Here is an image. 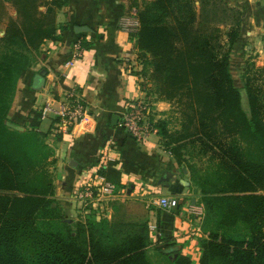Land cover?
I'll list each match as a JSON object with an SVG mask.
<instances>
[{
  "label": "trees",
  "instance_id": "16d2710c",
  "mask_svg": "<svg viewBox=\"0 0 264 264\" xmlns=\"http://www.w3.org/2000/svg\"><path fill=\"white\" fill-rule=\"evenodd\" d=\"M69 2L0 0V264H151L147 223L90 219L65 224V231L43 228L40 220L65 223L67 217L56 199L54 151L45 140L49 133L40 131L42 112L32 110L24 131L8 124L18 82L40 47L61 39L56 13ZM137 19L139 31L132 37L157 98L178 102L182 110L177 132L160 120L157 134L180 166L187 163L189 146L210 162L205 170L188 163L203 195L202 229L204 220L219 219V230H204L206 237L198 241L199 264H264V67L254 58L246 61L245 109L231 71L242 11L226 0H149L137 8ZM118 164L101 172L114 185L122 178ZM232 231L241 238L228 237ZM161 248L172 264H194L181 251Z\"/></svg>",
  "mask_w": 264,
  "mask_h": 264
},
{
  "label": "crops",
  "instance_id": "0c3cea01",
  "mask_svg": "<svg viewBox=\"0 0 264 264\" xmlns=\"http://www.w3.org/2000/svg\"><path fill=\"white\" fill-rule=\"evenodd\" d=\"M226 1L242 11L243 23L251 29L248 32L251 38L255 37L256 41L259 34H264V0ZM134 3L135 0H70L58 10L56 23L63 29L61 39L46 41L35 63L19 80L9 112L10 124L26 130L32 110L41 111L47 104L57 108L67 90L75 88L84 97L95 120L89 132H83V125H79L71 136L64 135L58 140L52 134L51 119L45 125L46 130L43 129L46 121L42 120L40 127L43 133L51 132L50 146L55 151L53 169L57 171L56 199L65 216L79 221L80 214L88 213L76 196L79 183L102 147L109 144L116 150L113 157L122 173L121 183L116 185L121 191L90 209L97 217L96 222L100 223L105 216L111 222L147 217L150 225H156L159 231V248L164 247L167 252L181 251L192 259L199 252L201 258L198 241L206 235L198 228L203 221L204 207L198 205L199 197L194 193L189 174L163 146L158 134H151L139 143L123 126L126 110L135 103H145L147 90L153 85L150 74L144 72L146 64L136 39L121 28L122 19L135 9ZM40 10L46 12L47 8L43 6ZM77 26L91 30L78 32ZM78 41H82L83 47L86 45L84 54L73 66H68ZM262 59L260 56L261 61L257 63L264 65ZM232 60L233 56L231 65ZM152 106L157 107L155 112H164L171 104L158 100ZM115 117L118 118L115 120ZM163 195L179 198L180 207L172 212L155 205L147 209L145 204L153 205ZM128 199L135 200L139 214L127 211Z\"/></svg>",
  "mask_w": 264,
  "mask_h": 264
},
{
  "label": "rangeland",
  "instance_id": "374dc122",
  "mask_svg": "<svg viewBox=\"0 0 264 264\" xmlns=\"http://www.w3.org/2000/svg\"><path fill=\"white\" fill-rule=\"evenodd\" d=\"M147 1H149V0H137V2L135 1L136 3H134L133 7L135 8L136 12H137V8H139L140 5L143 4V2H147ZM7 6L9 7L10 14L14 18H16V13H15V10H14L12 4L7 3ZM133 10L134 9H132V11ZM250 31H251V29L249 27H246L245 24L243 23L241 37L237 41V43L232 47V50H231V54H232L231 57L233 56L232 65H231V71H232V74H233L235 85L237 87H239L241 92H242L243 105H244L245 109H248V100H247L246 91L244 90V85L245 84H244V81H243V74H244L245 66H246V65H244V63H246V60L250 59V58H254L256 60V63H257L258 61H261L260 60V56L264 57V34L261 35V36L259 34L258 38L255 41V37L251 38L248 35V32H250ZM3 36H4V32L0 30V38L3 37ZM259 50L261 52H258ZM262 60L264 61V59H262ZM143 61L146 64V60L144 58H143ZM257 65L264 67V65H262V64H258L257 63ZM144 72H147V74L150 73V70L147 69V65H146V68H145ZM149 79H150V75H149ZM150 81H151V79H150ZM147 95H148L147 100H145V105L148 107V110L145 112L146 116H147V118H146L147 122H150L152 120L153 124L155 125V123L157 121L165 120L168 123V127L172 131V133L177 132L181 128V125H182V122H183V117H182V114H181L182 110H181V106L178 104V102H173L172 104L170 103L171 107L168 110L164 111V112H160V111L155 112L154 109L156 110L157 107L155 108L154 106H152V103L154 101H158V98H157L158 96L156 95V93L154 91V86L153 85L148 88ZM58 107L59 106H57V109H58ZM86 107H87V105H86ZM88 111H89V109H88ZM126 111L127 112H125V115H126V113L131 112V109L130 110L127 109ZM125 115H124V117H125ZM158 115H162V116L159 117ZM50 119L52 120V122L54 124H56L55 126L53 124V129L54 130H53L52 134L54 136H56V138L58 140L63 138L64 135L71 136L70 134H72V130L74 129V127L76 125L65 124L62 121L63 118H61L59 116H56V115H53L51 113L49 114V116H48V118L46 120H43V121H46L44 123V125H43V129L44 130H46V126L45 125H46V123L48 124V121ZM58 120H60V121L57 122ZM8 124H9L10 127H12V125L10 123H8ZM92 127H89V130ZM77 128H78V126L76 127V129ZM83 129H84L83 132H86L88 130L84 126H83ZM20 131H24V130H20ZM45 140L48 143L49 135L45 138ZM161 140L163 142V146L166 148L167 147L166 144H165L166 142H164V140L162 138H161ZM50 143H52V141H49L48 144L51 145ZM139 143H140V141H139ZM53 151H54V149H53ZM197 151L198 150H196V148L192 147V146H189L188 148H186V150H184V154L186 155L185 159H186L187 163H184L180 167L186 169V172L189 174L190 178H191V173H190V170H189L188 163H196L198 165V167H200L201 169L204 168L203 170H205L208 166H210V164H209L210 162H209L208 158L198 155ZM114 152L116 153V150L112 149V146H110L109 144H105L102 147V149L100 150L97 159L99 158V156L101 154H104V153H107L108 157L111 154L112 159H115L113 157L114 156ZM54 155H55V151L53 153V157H54ZM53 157L51 158V161H53ZM50 171H51L52 176H53L54 181H55L56 176H57L56 175L57 171L56 170L54 171L53 164L50 166ZM192 185H193L192 187H193V189L195 191L194 192L195 195L197 197H199L198 205H200L202 203L203 195L201 194L200 190L196 187L195 184L192 183ZM116 191L119 194V191H121V189L120 188L118 189V186H117V190ZM131 201H133V202H131ZM134 201L135 200H133V199H128L125 202L127 204L126 205L127 211H129L130 213L139 214L138 206L134 203ZM145 205L147 206V209H150L148 206L152 207L155 204H153V205L145 204ZM60 208H61V205H60ZM60 210L63 211L62 208ZM203 213H205L204 210H203ZM83 216H85V217L90 216L92 218L91 220H94V221H96L94 218H97L96 215L94 214V211H91L90 213H87V214L86 213L85 214H80L79 221H76L77 218H74V219L67 218V219H65V223H64L63 220L57 218V219L40 220V224H41V226L43 228H51V229H54V230H61V231L64 230L65 231L66 230L65 224L69 223L70 225L75 226L77 222H80V221L83 222L85 220L89 221L87 218H85ZM203 218H204V214H203ZM146 219H147V217H144V218L140 217V218H129V220H121V221L111 222V221L107 220L106 216H105V219H102V221H100V223H102V222H110L111 224L113 223L114 225H123V224L138 225L140 223H147L148 227H149V230H150L149 218H148V220H146ZM218 220L219 219L216 216H214L211 219V221L204 220V228L202 229V231L205 230V232H210V231L215 232V231L219 230ZM241 234L242 233L240 231H232V232H230L227 235H228V237H231V238L240 239L241 238V236H240ZM153 235H154V238L152 237V233H150V237L152 238V241H151V245L149 246V249L147 251V255H148L150 263L151 264H172L169 261V258L166 257L167 254L162 253V249L163 248H159L158 247L160 245V243H159V238L157 237V234L155 233ZM201 255H202V253H201ZM199 256H200L199 252L194 254V257H193L194 264H199V262H200V260H199L200 257Z\"/></svg>",
  "mask_w": 264,
  "mask_h": 264
},
{
  "label": "built area",
  "instance_id": "2783aa9c",
  "mask_svg": "<svg viewBox=\"0 0 264 264\" xmlns=\"http://www.w3.org/2000/svg\"><path fill=\"white\" fill-rule=\"evenodd\" d=\"M139 27L140 24L137 19V12L135 9L128 17L123 18L121 21L122 30L126 31L131 36L138 33ZM84 51L85 49L82 41H78L75 44L73 58L67 63V65L73 66L74 62L78 58H82ZM130 109L131 112L126 113V115L124 114L125 117L123 116V126L132 137H134L138 142H144L151 134L158 133L153 121L151 120L150 122H147L146 120L147 116L145 112L148 110V107L144 102L135 103L131 108H129V110ZM41 112L42 120H46L51 113L63 118L62 121L65 124L76 125L74 128L79 125H83L88 129V132L89 127H92L95 122L93 115L86 107L84 97L75 88L67 90L66 96L59 105L58 109L54 108L51 104H47ZM111 162H115V159H112L111 154L109 157L107 153L101 154L89 168H86L85 171L87 173L83 175L79 183V191L76 196L82 204V207L86 210V212L88 211V213L93 211L90 209L94 208V205L98 202L108 199L109 196L118 195L116 191L117 186L108 182L106 177L101 173L104 169L109 167ZM153 204L162 210L172 212L178 209L181 203L180 199L177 197L163 195L158 197ZM202 223L201 227L198 228L199 232L202 231ZM150 231L153 238V234L155 233L157 234V237L160 236L156 225H150Z\"/></svg>",
  "mask_w": 264,
  "mask_h": 264
},
{
  "label": "water",
  "instance_id": "95a60500",
  "mask_svg": "<svg viewBox=\"0 0 264 264\" xmlns=\"http://www.w3.org/2000/svg\"><path fill=\"white\" fill-rule=\"evenodd\" d=\"M76 31L78 32H85V31H90L91 29L89 27L83 26V27H79L77 26L75 28ZM118 117H115L114 119L116 120Z\"/></svg>",
  "mask_w": 264,
  "mask_h": 264
}]
</instances>
